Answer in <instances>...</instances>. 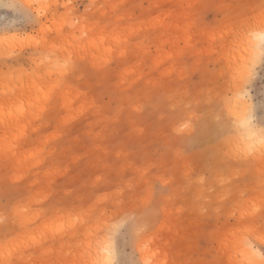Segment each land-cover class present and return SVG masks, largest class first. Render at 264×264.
Returning a JSON list of instances; mask_svg holds the SVG:
<instances>
[{
    "label": "rangeland",
    "instance_id": "obj_1",
    "mask_svg": "<svg viewBox=\"0 0 264 264\" xmlns=\"http://www.w3.org/2000/svg\"><path fill=\"white\" fill-rule=\"evenodd\" d=\"M262 5L0 0V264L106 262L126 214L119 264H241L264 157L204 109L244 101L264 124Z\"/></svg>",
    "mask_w": 264,
    "mask_h": 264
},
{
    "label": "snow or ice",
    "instance_id": "obj_2",
    "mask_svg": "<svg viewBox=\"0 0 264 264\" xmlns=\"http://www.w3.org/2000/svg\"><path fill=\"white\" fill-rule=\"evenodd\" d=\"M11 7L15 8L25 20L31 21L33 19L30 11L34 5L17 4L12 5ZM41 7L43 8L44 6L41 5ZM248 23L251 24L252 21H248ZM256 23L259 27L260 37L258 56L261 61H264V5H262L260 18L258 21H256ZM2 42L3 41H0V43ZM204 114L205 122L225 135L228 134L231 125L237 122L232 112L230 102L228 106L225 107L223 102L213 100L211 98V93L209 94L208 103L207 107L204 109ZM213 120L215 121V124H211ZM242 123L249 129V139L253 141V143H259L262 150V157H264V124L261 125L260 130L257 133L252 127L251 117L249 115L244 116ZM136 219L137 218L134 215L129 217L126 214L119 221L114 220L109 224V234L106 237V241L102 248V251L108 257V260L106 262H102L98 259L95 264H119V262L113 258L115 256V244L113 242L114 237L119 235V233L125 228L135 229L137 226ZM247 231L257 234L259 242H257V239L254 238L253 235H249L247 237L244 244L243 253L245 259L241 261V264H264V224H261L259 229H256L254 225L249 224L247 226Z\"/></svg>",
    "mask_w": 264,
    "mask_h": 264
},
{
    "label": "bare ground",
    "instance_id": "obj_3",
    "mask_svg": "<svg viewBox=\"0 0 264 264\" xmlns=\"http://www.w3.org/2000/svg\"><path fill=\"white\" fill-rule=\"evenodd\" d=\"M12 37V36H11ZM246 102H244V101H239V107H236V105L232 108V112H233V114H234V117H235V119H236V121H237V123L238 124H240L241 125V127L246 131V133H248V135H249V129L247 128V127H245L244 125H243V123H242V121H243V118H244V116L246 115V108H247V106L245 107V104ZM255 129V128H254ZM256 130V129H255ZM256 132L258 133V130H256ZM108 258V257H107ZM153 258V255H151V256H149V257H147V258H145V263L146 264H150V259H152Z\"/></svg>",
    "mask_w": 264,
    "mask_h": 264
}]
</instances>
